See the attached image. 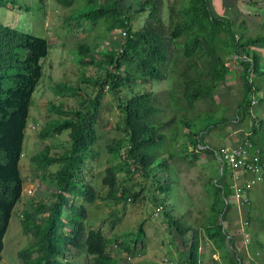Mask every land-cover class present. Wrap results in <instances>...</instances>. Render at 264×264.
I'll list each match as a JSON object with an SVG mask.
<instances>
[{
  "label": "trees",
  "instance_id": "trees-1",
  "mask_svg": "<svg viewBox=\"0 0 264 264\" xmlns=\"http://www.w3.org/2000/svg\"><path fill=\"white\" fill-rule=\"evenodd\" d=\"M52 1L68 9L79 0ZM82 1L86 8L93 5L94 9L79 15L80 19L94 24L103 21L108 32L122 30L126 38L117 44L118 50L104 53V64L113 71L106 70L105 78L94 83L99 88L98 94L85 100L93 110H88L85 104L79 110L54 107L52 110L62 119L40 134L45 139L68 131L70 146L57 158H48L47 151L33 158L43 172L52 164L59 169L49 176L50 186L56 190L51 193L55 200L47 206L32 204L21 220L23 235L32 238L18 252L22 264H76L68 259L74 252L84 254L85 264H117L109 251L112 241L102 230H87V207L82 202L92 204L102 200L117 206L137 200L139 194L124 185L119 175H125L126 183L138 172L145 177L155 170L164 173L181 140L186 146L179 153L180 158L184 159L186 153L193 159L199 154L215 158L218 149L207 146L205 137L213 131L241 126L250 113V95L264 96V57L254 50H264V34L247 36L242 25L238 32L234 31V20L216 14L211 0H173L168 5L167 21L162 16L163 0H137L135 4L125 0ZM5 4L7 0H0V8ZM145 13L146 22L134 30L130 24L132 16ZM49 48L46 39L22 34L0 21V263L3 240L23 191L20 160L31 98L42 76L40 61L48 55ZM79 49L80 53L91 52L84 46ZM223 55L235 58L225 60ZM87 59L88 64L94 63ZM231 70L244 89L245 101L235 112L238 119L234 116L231 120L210 122L208 118L220 106L216 99L218 90ZM161 82L170 83L169 88L160 92L147 88ZM106 86L117 100L118 129L123 138L107 146L108 153L118 155L120 161L105 169L101 185L106 193L102 197L86 181L83 171L86 161L95 158L99 91ZM258 102L264 103V97ZM199 105L206 110L193 116H202L201 128L193 131V117L189 118V114L197 112ZM257 124L258 127L252 125L249 131H242L241 144L248 140L264 161V118ZM222 169L218 181L207 192L212 213L205 221L204 233L214 243L228 237L221 223L230 208L229 199L234 198L232 176L227 174L228 169ZM158 189L169 191L168 186ZM161 212L167 226H173L179 238L189 240L184 263L200 264V232L192 226L183 227L181 217H172L165 205ZM137 237L129 245H122L130 258L144 249L142 224Z\"/></svg>",
  "mask_w": 264,
  "mask_h": 264
},
{
  "label": "rangeland",
  "instance_id": "rangeland-1",
  "mask_svg": "<svg viewBox=\"0 0 264 264\" xmlns=\"http://www.w3.org/2000/svg\"><path fill=\"white\" fill-rule=\"evenodd\" d=\"M26 1L9 0L0 8V21L22 34L46 39L50 48L48 55L40 61L42 76L31 98L23 142V155L20 160V173L24 179L23 191L20 201L12 212L3 240L4 248L0 264H22L18 258V252L32 241V238L23 235L21 230V220L27 215L26 210L28 211L32 204L47 206L55 200L51 193L55 194L56 190L51 188L49 176L55 173L59 166L52 164L43 172L33 161L35 156L45 151H47L48 158H57L70 146L68 131L53 138H40L44 130L56 120L62 119L52 108L67 111L79 110L84 104L88 107L89 102L85 100L93 99L98 94L99 88L94 83L105 78L106 70L113 71L111 67L104 64V53L106 54V51L110 49L118 50L117 44L126 38L122 35V30L108 32L105 28L106 23L103 21L94 24L91 21L80 19L79 15L94 9L93 5L86 8L82 0L77 1L68 9L60 7L52 0H45L44 3L39 0ZM125 1L127 3L131 1L132 4L137 2V0ZM172 1L163 0L162 16L165 21L169 16L168 5ZM211 6L216 14L234 20V31L238 32L239 25H242L247 31V36L264 34V0H211ZM146 20V13L133 15L131 27L138 30ZM81 46L90 49L91 52L80 53ZM254 50L264 57V50ZM87 57L91 58L94 63L88 64ZM223 58L234 60L235 56L223 55ZM169 85L170 83L161 82L154 83L147 88L160 92L168 89ZM218 91L216 99L220 106L208 118L209 121L214 122L222 118L231 120L235 117L238 119L236 109L245 99L242 82L234 70L230 71L226 83ZM99 92L98 140L94 147L95 158L86 161L83 173L86 181L93 185L97 194L104 197L106 190L101 185L104 171L108 166L120 161L118 155L113 157L108 153L107 146L113 141L121 140L123 134L118 129L116 98L109 90V86ZM250 96V100L255 101V104L252 103V106L248 108L250 115L247 114L245 117L243 126H230L224 130L209 133L204 139L207 146L215 150L221 146L233 147L234 143L241 144L240 135L243 132L249 131L252 125L258 127L257 122L260 118H264V103H259L258 100L264 96L263 94ZM88 110H93V108L89 106ZM201 110L206 109L199 105L196 107L197 112L190 113L189 118L200 114ZM201 117H193L191 124L193 131L201 128ZM246 142L249 141L246 140ZM180 145L174 152V160L166 164L164 173L161 170H155L145 177L138 172L126 183L124 182L125 175H119L124 185L130 187L133 193L139 194L137 200H128L125 205L117 206L102 200H96L92 204L82 202L81 199L76 200L87 207V230H102L105 237L112 241L109 251L117 264H185L183 254H186L189 240L187 237L179 238L174 227L167 226L162 212L158 218H155L153 216L155 208L162 209L165 205L172 217H181L180 222L183 227L190 226L191 222V225L199 232L202 216L204 215L206 220L211 215V201L207 192L212 190L211 185L218 181L222 168L225 167L216 155L212 158L201 154L193 159L190 153H186L182 159L179 153L182 154V148L186 146V143L181 140ZM188 150L192 151V148ZM226 171L229 176H232V182L238 183L234 179L233 172L229 169ZM248 178L245 176V179ZM160 186H168L169 191L161 192L158 189ZM29 191L31 193H28ZM248 191L249 205H242L243 209L249 210L250 221L249 225L244 226V231L249 235L246 253L252 263L264 264V183L253 186ZM233 194H235L234 190ZM232 200L229 202L230 207H233L235 196L234 201ZM241 200L242 198L240 202ZM141 224L145 236L144 249L143 251L139 249L135 256L130 258L122 245L123 243L129 245L132 240L139 239L137 230ZM234 240L239 241V236H234ZM224 242L225 240H218L215 244L222 247ZM224 246L229 254L228 248ZM68 259L76 264L86 263L84 254L78 252L68 255ZM227 262H231L229 257H227Z\"/></svg>",
  "mask_w": 264,
  "mask_h": 264
},
{
  "label": "crops",
  "instance_id": "crops-1",
  "mask_svg": "<svg viewBox=\"0 0 264 264\" xmlns=\"http://www.w3.org/2000/svg\"><path fill=\"white\" fill-rule=\"evenodd\" d=\"M8 1L9 0H7V2ZM23 2H27V1L23 0ZM222 140L224 141V139ZM225 140H227V138ZM237 145L239 144H235V146ZM198 149L201 150V147H198ZM200 155L201 154H199V156ZM232 184H233L232 189L235 190V183L232 182ZM257 185H261V183ZM257 185H255L254 187H256ZM249 195H250L249 191L245 193V197L248 200L250 199ZM230 199L228 202H230ZM232 201H234V198ZM232 206L233 207H230L228 209L225 215V219L221 223L224 232L228 236L226 237L227 240L225 239V242L222 245V247H220V245L217 246L214 243V239L209 240L207 236H205L204 228L206 226L205 224L206 220H205V216L204 215L202 216L203 218L201 220V223L199 224L200 242H201L200 252H199L200 264H255L252 263L248 258V255L246 253L247 251L246 245H248V243L246 244L244 240L245 235L249 237L248 233L244 231V226L249 225L250 222L248 216L249 210H247L246 208L243 209L242 205L236 200L233 202ZM188 221L190 222V220ZM190 226H192L194 229L197 230L196 227L191 225V222H190ZM236 235L239 236V241L234 240V236ZM224 245H226V247L228 248L229 254H227V249L225 248ZM227 257H229V260L231 262L229 263L227 262Z\"/></svg>",
  "mask_w": 264,
  "mask_h": 264
},
{
  "label": "built area",
  "instance_id": "built-area-1",
  "mask_svg": "<svg viewBox=\"0 0 264 264\" xmlns=\"http://www.w3.org/2000/svg\"><path fill=\"white\" fill-rule=\"evenodd\" d=\"M122 35L125 37V32ZM252 103L255 104V101ZM215 155L223 167L233 172L234 179L238 181V183H235L234 190L236 201L241 205H249L245 193L251 187L264 182V161L260 158L259 150L254 148L250 142L244 141L234 147H221ZM245 176L249 178L245 179ZM161 210V208H155L153 216L158 218ZM244 238L247 244L249 241L248 236L245 235Z\"/></svg>",
  "mask_w": 264,
  "mask_h": 264
}]
</instances>
